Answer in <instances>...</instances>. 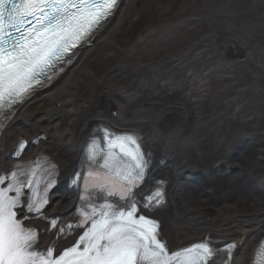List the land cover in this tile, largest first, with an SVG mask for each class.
Returning <instances> with one entry per match:
<instances>
[{
	"label": "bare ground",
	"instance_id": "1",
	"mask_svg": "<svg viewBox=\"0 0 264 264\" xmlns=\"http://www.w3.org/2000/svg\"><path fill=\"white\" fill-rule=\"evenodd\" d=\"M133 1L121 5L59 81L17 111L5 145L14 147L22 137L45 133L48 140L30 154H51L66 176L86 127L116 108L121 113L118 124L145 130L154 141L156 136L160 142L173 139L165 151L176 166V189L172 212L161 216L170 243L177 247L212 232L238 239L234 264H249L264 234V129L231 133L236 125L230 123L225 133L219 116L234 115L233 98L205 110L210 108L206 95L211 75L233 76L240 62L234 63L241 58L227 56L244 50L246 58L248 41L264 23L245 19L232 0H214L207 12L210 32L186 53L164 58L146 48L186 22L174 14L189 1L168 0L162 9L166 0L159 6L143 2L140 14L132 9ZM205 58L212 64L203 68ZM258 63L264 70V60ZM254 84L239 89H256ZM194 174L200 175L199 181L186 182ZM59 199L52 210H65L72 196L63 193Z\"/></svg>",
	"mask_w": 264,
	"mask_h": 264
},
{
	"label": "snow or ice",
	"instance_id": "2",
	"mask_svg": "<svg viewBox=\"0 0 264 264\" xmlns=\"http://www.w3.org/2000/svg\"><path fill=\"white\" fill-rule=\"evenodd\" d=\"M116 2L0 0V107L27 93L55 60L100 26ZM118 141L121 150L135 161L139 176L145 162L135 136L126 135ZM32 175L37 173L33 171ZM11 180L12 185L0 191V264H207L214 255L206 243L170 255L159 237V224L143 218L136 220L130 211L127 215L102 213L88 236L81 240L86 243L84 250L77 245L54 258L52 248L37 249L36 232L25 228L22 220L16 218L14 209L20 201L7 195L11 191L19 194L24 185L31 188L34 181L22 182L16 172H12ZM150 199L159 205L163 193L157 190ZM43 203L34 198L26 207L30 212H39ZM261 260L264 264V253Z\"/></svg>",
	"mask_w": 264,
	"mask_h": 264
},
{
	"label": "rangeland",
	"instance_id": "3",
	"mask_svg": "<svg viewBox=\"0 0 264 264\" xmlns=\"http://www.w3.org/2000/svg\"><path fill=\"white\" fill-rule=\"evenodd\" d=\"M188 1L190 4L179 5L174 14L176 19H185L186 22L167 38L159 40L156 45L148 47L146 50L151 49L152 52L155 49L164 58L170 55H182L193 49L194 45L210 32L212 26L207 12L213 6L214 0ZM143 2H151L155 4L154 6H159V3L163 0H134L132 9L140 14L141 10L144 9ZM167 2L168 0L163 6H160L161 9L165 7ZM232 3L245 19L264 23V0H232ZM260 27L255 30V39L249 46L247 60L237 64L233 76L211 75L210 92L206 95V100H208L210 106L208 110H205L207 112L215 107L218 108L228 99H234L241 86L252 85L255 79L257 80L256 87L260 88L259 91L253 89L241 94L235 102L236 107L232 110L234 115L219 116L223 121L220 126L223 127L225 133L227 132L225 129L230 123L236 125L233 130H230L231 133L237 130L238 133L248 134L251 133L253 127L257 126L264 129V70L258 63L259 60H264V25ZM201 61V64L204 65L203 68L212 64L206 58ZM255 119L257 121L253 122ZM242 124H245L247 128ZM229 139H232L230 134Z\"/></svg>",
	"mask_w": 264,
	"mask_h": 264
},
{
	"label": "water",
	"instance_id": "4",
	"mask_svg": "<svg viewBox=\"0 0 264 264\" xmlns=\"http://www.w3.org/2000/svg\"><path fill=\"white\" fill-rule=\"evenodd\" d=\"M255 38L253 37L252 39H251V41H248V43H247V48H249V46L251 45V43L253 42V40H254ZM243 51V52H242ZM241 51V53L239 54V55H228L227 57H229V58H231V59H233V58H241L240 60H243V61H245V60H247V58H248V56H246V58H245V53H244V50H242ZM227 59V58H226ZM260 67H263L262 66V64H260ZM224 71V70H223ZM254 86H257V85H254ZM243 90H245V89H241L240 91H239V93L234 97V99L233 100H237L240 96H241V94H242V91ZM247 90H249V89H247ZM256 90H260V88L259 87H256Z\"/></svg>",
	"mask_w": 264,
	"mask_h": 264
}]
</instances>
